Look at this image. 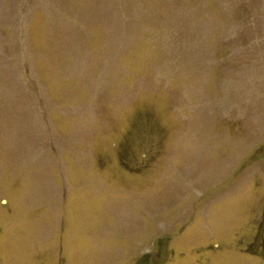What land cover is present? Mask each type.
I'll use <instances>...</instances> for the list:
<instances>
[{
    "label": "rangeland",
    "instance_id": "obj_1",
    "mask_svg": "<svg viewBox=\"0 0 264 264\" xmlns=\"http://www.w3.org/2000/svg\"><path fill=\"white\" fill-rule=\"evenodd\" d=\"M0 264H264V0H0Z\"/></svg>",
    "mask_w": 264,
    "mask_h": 264
}]
</instances>
